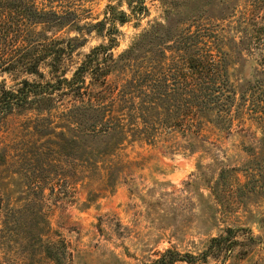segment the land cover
Returning a JSON list of instances; mask_svg holds the SVG:
<instances>
[{"label":"rangeland","instance_id":"1","mask_svg":"<svg viewBox=\"0 0 264 264\" xmlns=\"http://www.w3.org/2000/svg\"><path fill=\"white\" fill-rule=\"evenodd\" d=\"M144 2L147 10L133 14L125 0H86L81 24L101 20L108 5L125 11L128 20L117 24V45L110 50L116 57L158 23L228 35L244 16L227 8L229 0ZM49 34L85 38L64 63L67 77L92 47L107 43L94 30ZM231 35L238 39L240 33ZM41 69L48 79V69ZM22 78L38 80L0 74L7 88ZM33 117L15 111L0 120V264H55V258L58 264H141L168 248L200 254L227 227L249 228L256 241L245 238L247 229L239 231L232 251L202 264H264V177L254 180L255 189L239 188L245 177L230 171L248 160L244 146H258L260 132L250 121L235 123L230 132L208 125L192 149L176 133L153 145L129 144L123 168L107 187L105 172L91 174L80 160L72 162Z\"/></svg>","mask_w":264,"mask_h":264},{"label":"trees","instance_id":"2","mask_svg":"<svg viewBox=\"0 0 264 264\" xmlns=\"http://www.w3.org/2000/svg\"><path fill=\"white\" fill-rule=\"evenodd\" d=\"M85 1L0 0V74L38 78H22L10 88L0 81V120L15 111L33 112L43 134H54L72 162L80 160L91 174L105 172L107 187L123 168L129 144L153 145L159 136L176 133L192 149L208 125L230 132L235 123L250 121L260 132L258 146H244L248 160L230 171L245 177L239 188L258 187L254 180L264 177V0H229L227 8L244 16L228 35L158 23L116 57L110 50L117 45V24L127 22L128 14L108 5L101 20L81 24ZM125 2L133 14L147 10L144 0ZM67 27L107 39L85 54L70 77L64 63L85 38L49 34ZM245 229V238L256 241L249 228L227 227L200 254L168 248L141 264L206 263L232 251Z\"/></svg>","mask_w":264,"mask_h":264}]
</instances>
